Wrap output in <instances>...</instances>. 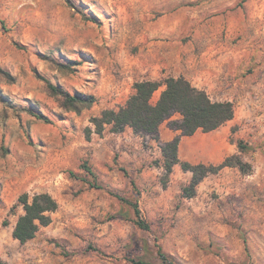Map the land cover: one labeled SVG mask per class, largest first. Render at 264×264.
<instances>
[{
    "label": "rangeland",
    "instance_id": "rangeland-1",
    "mask_svg": "<svg viewBox=\"0 0 264 264\" xmlns=\"http://www.w3.org/2000/svg\"><path fill=\"white\" fill-rule=\"evenodd\" d=\"M202 57L264 67V0H0V257L166 264L162 249L167 264H264V93H252L249 108L236 102L240 122L230 136L249 148L237 145L252 169L210 175L193 198L183 196L192 176L180 165L167 172L160 140L126 128L134 155L111 126L99 135L92 123L125 106L137 82L184 76L178 65ZM50 85L97 102L77 111ZM181 120L176 114L161 128L176 130ZM41 192L60 208L21 244L13 230L23 209L13 207ZM116 195L138 199L150 230Z\"/></svg>",
    "mask_w": 264,
    "mask_h": 264
},
{
    "label": "trees",
    "instance_id": "trees-1",
    "mask_svg": "<svg viewBox=\"0 0 264 264\" xmlns=\"http://www.w3.org/2000/svg\"><path fill=\"white\" fill-rule=\"evenodd\" d=\"M162 87L165 89L162 91L159 100L153 103L154 95ZM50 89L53 94L63 96L65 104L77 111L80 106L81 108H90L97 102V98L92 95L75 97L52 85H50ZM134 90L135 93L119 111L107 109L99 117L92 118L95 133L101 135L106 126H111L114 133H121L126 128H131L136 133L150 135L157 139L161 125L174 115L180 114L181 122L179 124L173 123L172 128L181 130L183 136H193L198 130L205 133L215 131L235 117V106L232 102L212 100L205 90L196 88L184 76L170 77L163 81L145 80L137 82ZM90 130H88L89 133ZM179 144L180 137H176L166 143L162 150L168 173L172 172L175 165H180L183 171L192 173L190 185L183 189L185 198L195 197L197 187L208 176L217 175L227 167L238 168L245 174L252 169L251 165L245 163L237 154L227 157L219 165L182 162L178 155ZM237 145L241 153L249 150L242 141H238ZM82 168L94 179H97L98 176L94 169L87 165ZM84 182L88 183L86 180ZM88 184L92 188L102 189L98 183ZM137 194L140 195L139 192ZM116 197L123 204L131 207L135 216L133 223L137 227L142 230H150L151 225L143 217L137 198L129 199L120 195H116ZM17 207H22L23 213L19 215L14 226L13 238L21 244H26L36 238L41 228L52 224V215L59 210L60 205L52 194L41 192L34 195L22 194L13 209ZM7 225V221L4 222V226ZM159 256L164 263H168V257L162 249L159 250ZM0 264L8 263L0 258Z\"/></svg>",
    "mask_w": 264,
    "mask_h": 264
},
{
    "label": "crops",
    "instance_id": "crops-1",
    "mask_svg": "<svg viewBox=\"0 0 264 264\" xmlns=\"http://www.w3.org/2000/svg\"><path fill=\"white\" fill-rule=\"evenodd\" d=\"M178 68H180V71H184V77L193 86L200 90H205L209 95L210 93H218L219 96H217V99L210 95L212 100L222 102L230 101L234 104L235 110L236 102L243 103L249 108L251 94L257 93L259 95L264 93V76H262L264 67L252 65L249 62L243 63V61L235 59L207 60L202 57L200 60H191L185 65H178ZM245 113L247 114L248 111H245ZM239 122L240 118L235 114L233 120L219 129L209 133L198 130L193 136H183L181 130L166 129L163 131L160 127L159 137L155 140H160L162 145L165 146L166 143L174 140L176 137H180L178 155L182 162L219 165L227 157L240 154L238 152L237 142H232L230 139L232 128L236 124H239ZM130 130L132 134H138L133 129L130 128ZM133 139L134 135L125 131L121 132L118 136V140L121 141L120 146L126 151H134L133 146L135 144ZM102 140L101 144L105 142V139ZM135 153L134 151V155H136ZM129 162V164H133L134 162L139 163L140 161H137L135 158H130ZM135 166L133 165L132 168H135ZM227 169L230 168L227 167L221 172ZM177 170L180 171V169ZM184 174L188 178L192 176L191 172H184ZM135 176H138L137 172Z\"/></svg>",
    "mask_w": 264,
    "mask_h": 264
}]
</instances>
